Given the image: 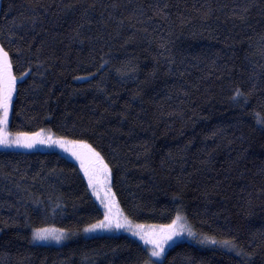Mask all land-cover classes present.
I'll return each mask as SVG.
<instances>
[{"label": "trees", "instance_id": "16d2710c", "mask_svg": "<svg viewBox=\"0 0 264 264\" xmlns=\"http://www.w3.org/2000/svg\"><path fill=\"white\" fill-rule=\"evenodd\" d=\"M0 48L26 74L8 117L21 143L48 128L90 145L128 221L180 213L238 250L182 237L157 264H264V0H0ZM102 217L74 161L0 148V264H146L127 232L31 241Z\"/></svg>", "mask_w": 264, "mask_h": 264}, {"label": "rangeland", "instance_id": "374dc122", "mask_svg": "<svg viewBox=\"0 0 264 264\" xmlns=\"http://www.w3.org/2000/svg\"><path fill=\"white\" fill-rule=\"evenodd\" d=\"M2 55V54H0ZM25 73L16 76V80L23 77ZM13 96V92H12ZM12 100V99H11ZM11 104V102H10ZM10 107V106H9ZM3 110L0 108V118H2ZM9 117V115H8ZM29 135L22 133H12L7 125L0 124V141L6 140L7 142H0V148L7 147H26L23 143L17 144L13 143V141L20 140L21 142L25 139H28ZM27 141V140H25ZM39 141H44L40 143ZM72 141V140H71ZM28 142H32L33 146L31 148L26 147L28 149H55L62 153L67 158L74 161L80 168L81 172L84 174L85 178L89 183V177L92 178V184L90 185V190L94 197L96 198L98 204L100 205L103 217L90 225H87L78 230H67L55 226H47L40 227L34 229L31 233V241L33 243L39 244H51V245H60L76 236H94V235H102V234H118L120 232H127L133 235V233H138V235H134L147 249L149 252V258L146 264H157L163 257V254L166 248L172 244L178 238H192L195 239L198 237L195 234L189 235V231H192V228L184 218L182 214H177L169 223L167 224H159V225H148V224H136L128 221L125 216L120 211L118 205L116 204L112 191H111V180H110V171L107 166V169H104L103 165H107L103 159L102 163L99 160H96L95 157L90 156L91 159L87 162V159L84 154H88V150L80 147V144L83 142H78L77 144H71L69 140H66L62 137L55 136L54 133L48 129L43 128L39 135L35 134L28 140ZM61 144L64 146L61 147ZM85 144V143H83ZM65 149H68L67 151ZM82 150V152H81ZM75 151L81 155V159L84 161L85 168L88 169L89 175H85L84 168L81 167V159H77L76 156L72 155V152ZM95 152H97L95 150ZM101 157V156H100ZM102 158V157H101ZM87 162V163H86ZM108 217L106 220L105 217ZM180 217V219H177ZM101 221L104 223L110 224L108 227H97L92 231H85L86 228H91L92 225H99ZM120 223L122 227L117 228L116 224ZM40 229H48L51 233V236L59 235L61 239L59 241L51 238V236L46 240H38L34 239V234L37 230ZM171 236V239H166V237ZM143 237V239H141ZM198 240H201L204 243L211 244L213 246H218L222 249L237 252V247L231 244L223 243L224 240H218L215 238H204L198 237ZM217 241V243H212L211 241ZM145 241H154V243H145ZM160 245V248L156 247V244ZM163 249L161 255L159 257H153L151 255L152 251H159Z\"/></svg>", "mask_w": 264, "mask_h": 264}, {"label": "snow or ice", "instance_id": "6c2138e0", "mask_svg": "<svg viewBox=\"0 0 264 264\" xmlns=\"http://www.w3.org/2000/svg\"><path fill=\"white\" fill-rule=\"evenodd\" d=\"M0 108H2L3 110V115L2 118H0V124L3 125H7L8 123V115H9V106H10V102L12 99V92H13V87H14V83L16 78L14 76L11 75V63L8 59V52L4 51L2 48H0ZM26 75V74H25ZM23 77H21L22 79ZM237 95H242V93L237 92ZM37 135H39V133H37ZM0 142H4L6 143L7 141H0ZM40 143H43L44 141H39ZM13 143H17L20 144L21 141L20 140H16L13 141ZM68 143L71 144H77L78 142L76 141H70ZM24 146L31 148L33 146L32 142H27L24 143ZM64 145L61 144V147H63ZM80 147L87 149L88 153L90 154V156L95 157L96 160H99L102 163V158L100 157V154L98 152H95L94 149L91 148L90 145L87 144H80ZM66 151L68 149H65ZM72 155L76 156L77 159H81V155L78 154L77 152L73 151ZM81 167L84 168L85 170V175H89L88 169L85 168L84 166V161L83 159H81ZM104 169H107V165H103ZM89 184H92V178L91 176L89 177ZM105 219L107 220L108 217L106 216ZM177 219H180V217H177ZM110 226V224H105L104 221H101L99 225H92L91 228H86L85 231H92L97 227H108ZM116 227H122V225L120 223L116 224ZM193 233H191V231H189V235H192ZM133 235H138V233H133ZM51 236V233L48 229H40L37 230V232L34 234V239H38V240H46ZM51 238L59 241L61 239V237L59 235H55V236H51ZM141 239H143V237H141ZM166 239H171V236L166 237ZM212 243H217V241L213 240L211 241ZM145 243H154V241H145ZM223 243L225 244H231V241H224ZM157 248H160V245L157 243L156 244ZM163 251V249L161 248L159 251H152L151 255L153 257H159L161 255V252Z\"/></svg>", "mask_w": 264, "mask_h": 264}]
</instances>
